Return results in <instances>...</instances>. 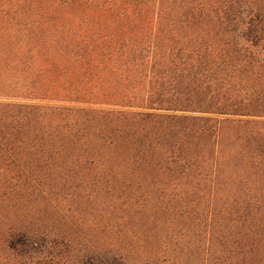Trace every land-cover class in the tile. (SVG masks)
Masks as SVG:
<instances>
[{"label":"rangeland","instance_id":"obj_1","mask_svg":"<svg viewBox=\"0 0 264 264\" xmlns=\"http://www.w3.org/2000/svg\"><path fill=\"white\" fill-rule=\"evenodd\" d=\"M218 1L212 12L211 0L198 1L204 43ZM146 2L0 0V264H99L118 251L134 264H264V113L196 110L206 93L211 103L209 90L195 94L188 66L173 65L186 61L193 32L178 30L180 1ZM159 9L161 49L184 54L153 75L147 20ZM118 87L140 94L125 103L69 94ZM93 110L185 117L183 127L190 117L213 121L204 137L126 121L108 139Z\"/></svg>","mask_w":264,"mask_h":264},{"label":"trees","instance_id":"obj_2","mask_svg":"<svg viewBox=\"0 0 264 264\" xmlns=\"http://www.w3.org/2000/svg\"><path fill=\"white\" fill-rule=\"evenodd\" d=\"M162 1L164 0H147L146 8H155L156 3H162ZM168 1L173 3L178 0ZM179 1L180 3L174 8L175 19L180 27L178 30L184 33L193 30L191 33L190 54L187 56L186 61H182L183 59L180 60L179 58L184 54L182 53L183 49L179 48L178 54H175L176 52L171 50L175 49L173 47H170L168 51L161 49L164 45H161L157 41V38H161L157 34L163 32L164 25L162 20L163 16L159 9L155 15V19L149 17V21L147 20V22L154 26L151 28H156L154 33H150L147 37V42L151 44L153 51H151L153 53L151 59L147 60V67H149L150 73L155 75L158 69L167 67L169 65L167 58H170L171 55H176L179 62L177 64L173 61L174 69L177 68L180 69L179 71H185L184 67L188 66L191 72L192 86H194L193 92L198 94L200 91L202 94L209 90L208 97L211 102L209 105H207V93L202 102L203 107L200 105L199 101H194L192 103L194 104L196 102V104H199V106L196 107V110H201L199 112H207V106H209L208 108L214 106L219 108L218 110L223 112L222 114L228 115L248 116L252 113H259L260 110L264 113V8L261 6V3L259 4L256 1V3H251V5H253L252 8L242 9L243 7L238 5V3H240L238 0H223V5L221 7L219 6L217 10H214V12L216 11V16L218 15V20L216 23H212L213 27L211 25V28H208L213 34L210 38L208 37V43H204L205 39L202 36L204 32L202 25L204 22L199 21L201 15L198 17L199 13H197L199 10H204V5L199 3V0ZM211 2L209 11L211 10L212 12L215 5L220 1L211 0ZM168 9L171 14L174 12L173 5H169ZM170 13H168V16H171ZM220 13L223 15L219 18ZM188 15H191L190 19L187 17ZM221 19H223V21ZM172 21L173 20L170 19V23H172ZM153 22H156V26ZM176 24V22L172 23V27ZM170 33L174 34L173 37L176 39L174 40L178 44L180 41L177 40L178 36L176 33ZM209 34L210 33H208V35ZM159 40L162 42L161 39ZM165 48H167V46H165ZM158 49L161 50V52H157ZM243 78L248 82L249 79H252L254 83L242 86V82L244 81ZM217 85H221V87L218 89L216 87ZM161 87H163V85H161ZM137 90L138 89L133 90L130 88L121 89L118 87L117 89L109 90L115 91V93L109 92V94H102V97L95 95L94 92L89 90L80 92L79 90H75L70 91L71 93L69 94L76 92L74 93L76 96L83 95L92 99L103 98V100L99 99V101L117 98L120 102L125 103L128 99L139 96L140 92ZM54 91V89H34L33 92H40L35 94L48 96L47 93L49 94ZM65 91L66 90H63V92ZM57 92H59V94H64L67 98L70 96L59 90ZM249 97H255L252 99L253 102H247ZM219 98H221V100H218L216 103L213 102V100ZM154 106L156 105L144 108L148 110L162 109ZM93 112L104 115L101 119L107 123L102 127L99 126L97 129L101 134L107 136L108 139H110L109 135L112 134L110 128L113 126L112 124H115L116 127H126V121H132L130 122L132 126L138 125L137 127H130L129 130L138 129L141 128V125L147 126L150 124L154 126V129L155 127L162 129L163 133L175 134V132L188 131L198 134L199 137L206 136L207 132L211 129L207 127V124L213 121L206 117H190L189 121L191 124L189 123L187 126L183 127L181 126L182 123L178 121L185 120V117L178 118L176 116L161 115L152 112H118L104 110H93ZM110 117H117L115 123L109 121ZM194 121H198V124H195L197 122L194 123ZM192 122L194 124H192ZM119 124H121V126ZM127 127H129V125ZM141 129L144 130L143 128ZM212 132L215 133V130ZM24 236L25 235H22L23 238ZM14 242L15 243L10 245L13 250L15 248L13 246H17L16 241ZM25 243V239H19L18 241L20 246L25 245ZM107 254L108 253H105L101 258L98 256L99 259L97 257L99 264H134L130 263L125 254L119 251L111 255ZM247 256L248 254H245V258ZM242 264H246V262L243 260Z\"/></svg>","mask_w":264,"mask_h":264}]
</instances>
